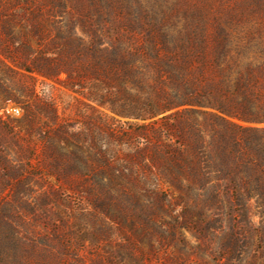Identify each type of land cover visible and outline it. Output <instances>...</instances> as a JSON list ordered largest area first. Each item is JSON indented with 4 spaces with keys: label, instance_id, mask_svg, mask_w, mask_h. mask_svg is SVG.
I'll return each mask as SVG.
<instances>
[{
    "label": "trees",
    "instance_id": "trees-1",
    "mask_svg": "<svg viewBox=\"0 0 264 264\" xmlns=\"http://www.w3.org/2000/svg\"><path fill=\"white\" fill-rule=\"evenodd\" d=\"M58 7L67 14L62 26ZM81 18L88 23L87 39L76 33ZM42 20L52 24L54 36ZM0 34L8 57L32 64L38 74L55 70L50 61L56 52L61 65H69V77L94 76L105 86L101 101L113 114L143 121L160 115L116 134L138 139L137 157L168 187L161 207L172 196L214 210L246 207L253 199L264 209V0H0ZM27 35L38 45L49 36L48 46L34 48ZM70 54H82L81 68L63 60ZM41 107L58 121L49 100ZM25 111L30 118L31 110ZM43 168L59 178L53 161ZM70 169L82 176L78 186L95 211L121 228H136V217L119 205L111 182L97 179L94 187L83 169ZM119 194L140 202L128 187ZM8 216L14 217L0 208V264H68L61 254L74 251L72 236L79 231L66 233L61 213L36 214V221L51 222L44 232L24 229ZM242 226L221 231V248L251 240Z\"/></svg>",
    "mask_w": 264,
    "mask_h": 264
},
{
    "label": "rangeland",
    "instance_id": "rangeland-1",
    "mask_svg": "<svg viewBox=\"0 0 264 264\" xmlns=\"http://www.w3.org/2000/svg\"><path fill=\"white\" fill-rule=\"evenodd\" d=\"M62 10H56L61 26L67 19ZM41 23L55 35L51 23ZM76 29L87 39L88 23L83 18ZM47 38L38 45L35 38L25 37L34 48H46ZM3 40L0 34V208L14 215L8 216L14 224L44 232L51 222L36 221V214L42 210L50 215L61 213L63 230L79 231L72 236L74 251L61 254L68 264H264V209L253 199L246 207L233 203L214 210L177 203L168 196L161 207L162 196L170 193L168 187L137 157L138 139L121 140L116 134L120 128L153 122L160 115L143 121L113 114L101 101L105 86L94 76L69 77V65H61L56 52L50 61L55 70L48 76L38 74L31 70L32 64L22 66L11 60L1 48ZM62 58L81 68L84 57L70 54ZM46 99L58 116L56 123L50 109L41 107ZM25 108L31 110L30 118H25ZM30 126L34 129L29 134ZM50 161L59 167V178L43 168ZM72 165L88 173L94 187L97 179L111 182L119 205L136 217V228L130 223L121 228L95 211L88 193L79 188L82 176L73 174ZM127 187L139 194V204L130 194H119ZM233 225H243L251 240L228 251L220 246L224 241L221 231ZM203 228H208L207 235Z\"/></svg>",
    "mask_w": 264,
    "mask_h": 264
}]
</instances>
